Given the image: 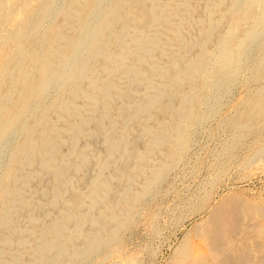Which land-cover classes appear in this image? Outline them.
Instances as JSON below:
<instances>
[{
    "label": "bare ground",
    "instance_id": "obj_1",
    "mask_svg": "<svg viewBox=\"0 0 264 264\" xmlns=\"http://www.w3.org/2000/svg\"><path fill=\"white\" fill-rule=\"evenodd\" d=\"M57 1L0 0V156L15 140L0 264H139L121 257L122 235L184 160L205 103L220 116L234 86L264 74V0H66L54 12ZM242 105L219 127L227 160L264 120V89ZM252 152L238 168L264 163V144ZM254 203L231 193L211 206L172 264H264Z\"/></svg>",
    "mask_w": 264,
    "mask_h": 264
},
{
    "label": "rangeland",
    "instance_id": "obj_2",
    "mask_svg": "<svg viewBox=\"0 0 264 264\" xmlns=\"http://www.w3.org/2000/svg\"><path fill=\"white\" fill-rule=\"evenodd\" d=\"M66 4V0H58L57 9L54 12L64 9ZM105 7L107 8L108 5L105 4ZM50 23L51 20H47L45 22L47 25L44 24V27L46 28ZM125 41V35H120L113 51L118 52ZM246 72L243 74V79L250 74V71L247 72L248 74ZM260 81L256 84L234 86L222 104L220 116L214 117L210 114L209 110L213 103L215 104L214 100H208L205 103L204 112L207 115L192 136L187 155L179 165L181 167L178 166L179 169L177 168L168 178L169 181L168 179L166 182L164 181L154 194L152 193L146 198L144 205L136 213L134 225L123 233L120 246V250L122 249L120 254L123 259L136 256L139 264H172L184 241L192 237L193 230L207 217L210 207L231 193L237 194L251 203L255 202L256 206L260 205L259 207L264 210V163L249 164L248 167H244L247 169L238 168L240 163L253 153L252 146L264 144V120L252 129L249 138L247 137L242 143L243 146H238L231 157L229 156L231 160H227L222 152L224 145L230 139L229 131L223 127L219 128L220 125H225L226 115L240 111L243 101L255 97L259 91L264 89V74ZM55 95L54 90L49 92L44 101L45 107L54 101ZM36 114L35 111H32L31 116ZM93 127L94 124L91 123L89 128ZM96 142L94 141L95 144ZM14 143L13 138L2 149L0 180ZM224 162L232 166L226 168ZM49 179V175H44L43 184L48 185ZM211 185L213 190L209 201L211 204L202 208V205L199 204H202ZM33 212L36 215L39 213L38 209H34ZM112 260L113 257L106 260L97 256L93 258L92 264H109Z\"/></svg>",
    "mask_w": 264,
    "mask_h": 264
}]
</instances>
